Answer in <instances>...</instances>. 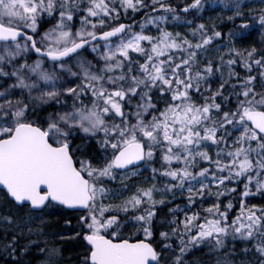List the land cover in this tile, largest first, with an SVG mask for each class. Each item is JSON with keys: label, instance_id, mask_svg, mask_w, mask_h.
Listing matches in <instances>:
<instances>
[{"label": "snow or ice", "instance_id": "snow-or-ice-1", "mask_svg": "<svg viewBox=\"0 0 264 264\" xmlns=\"http://www.w3.org/2000/svg\"><path fill=\"white\" fill-rule=\"evenodd\" d=\"M0 264H264V0H0Z\"/></svg>", "mask_w": 264, "mask_h": 264}]
</instances>
